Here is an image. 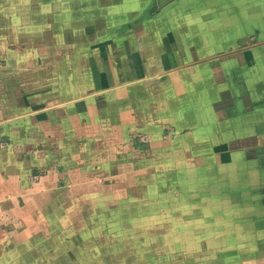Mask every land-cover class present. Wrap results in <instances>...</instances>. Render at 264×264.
Masks as SVG:
<instances>
[{"label":"rangeland","instance_id":"obj_1","mask_svg":"<svg viewBox=\"0 0 264 264\" xmlns=\"http://www.w3.org/2000/svg\"><path fill=\"white\" fill-rule=\"evenodd\" d=\"M164 2L0 0V264H264V174L230 178L259 157L256 134L241 139L248 107L226 79L264 76V34L239 48L216 33L200 50L193 28H235L233 18L216 4L219 16L186 18L178 33L172 15L187 3ZM143 10L169 48L181 43L151 54L158 67L142 45L154 29L126 30ZM178 72L186 93L158 88ZM192 89L210 106L195 120L179 98L193 104Z\"/></svg>","mask_w":264,"mask_h":264},{"label":"crops","instance_id":"obj_2","mask_svg":"<svg viewBox=\"0 0 264 264\" xmlns=\"http://www.w3.org/2000/svg\"><path fill=\"white\" fill-rule=\"evenodd\" d=\"M127 1L128 0H126V2ZM157 1H160V0H157ZM163 1H166L164 3H167V2L172 1V0H163ZM183 1H184V3H187L186 5H184V7L190 6L191 8L184 10V7L182 9H179L178 6L176 5L175 13L172 15V17H174L173 19L175 20V23H176V26H173V27L176 28L175 31H177L178 33H181V32L186 33L184 25L180 26V24H178V23L184 24V21H186L185 20L186 18H194V17L204 18L203 16H205L206 13H207V16L209 15L210 17L219 16L220 15L219 11H217L216 9L211 10V8L216 4L223 5L224 7L222 8V10H225L229 14V16H231V18H233L234 22L236 23L235 28L232 27V25H230L229 22L224 23L225 28H224V24L219 28H215L212 26L209 27L208 25H203L204 28L198 27V31H196V29L193 28L194 34H197L198 32H200V35H201V40H197L199 43H197L198 45L196 46L200 50L203 46L205 47V43H207V41L208 42L210 41L212 46H213V44L214 45L216 44V42L218 41L217 37L215 38L212 36V35H215L216 33L223 34L225 32H228L229 33V39L234 40L236 43H238L239 48H241L242 45H245L246 41L249 40V34H251V33H254V34L255 33H259V34L262 33V34H264V0H183ZM133 2H135V1H133ZM144 10L141 11L137 17V18H141L142 20L136 19V20H134L135 22H132L128 26L123 25V28L127 26L128 28L126 30L138 29L139 32H141L143 34H147L150 32L149 31L150 29H151V31L154 29L153 34L156 36L155 39H153V41H151V42H147L145 40L144 42H142V45H143V48H145V51L149 50L151 52L150 56H152V57L149 59H152L153 63L156 64V66H157V65H160L161 58L158 55L154 56L151 54L155 50L168 49L169 48V46H167L166 42H164V40L162 39L163 35H164L163 33L165 32L166 28L164 27L162 22H159V20H156L159 22L158 25L151 26V25L147 24L148 20L150 18H152L154 16V14H156V13L153 12L154 14L151 13V14L147 15ZM190 10H192V11L190 12ZM130 11H132V10H130ZM126 15L127 14H125V16ZM158 18L159 17H157V19ZM134 23H136V24H134ZM176 35H178V34H176ZM147 36L148 35H145L144 38L148 39ZM176 40H178L177 42H181L180 37L178 38V36H177ZM172 41H173V38L171 37L169 49L179 50V48H180V50H182L181 49L182 47L180 46L181 43L177 44L176 42L173 43ZM261 44H264V40H262V38H261V42L258 41V43H256L255 46H261V48H264V46H262ZM158 45H162V46L165 45V46H163L162 48H157ZM249 48H251V47H243L244 50H248ZM189 58L185 57V56H182L181 58L178 57V60L176 61L175 64L179 65V64H181V61L186 62V59H189ZM165 63H168V59H167V62L165 61ZM200 65H201V63H194L193 67L198 69ZM148 67H150V66H148ZM168 75H172V74L168 72V74L166 76H168ZM66 76H67L66 81L67 80L72 81V79H71L73 77L72 75L69 74ZM112 76L116 77V72L114 70L112 72ZM159 76L161 77L160 74H158V77ZM153 77L156 78L157 75L149 77V80L151 81V79ZM179 77H182V79H180ZM244 78H246V76H244V74L242 75L241 72L239 73V75H237V74L234 75V73H230L229 76L226 77V79H229V85H231L230 81H233L235 86H236V83H238L237 87L235 88V92H234V93L238 92V94L235 97L237 100L243 99L242 102H244L245 106L248 107L246 109V112H248L247 113L248 122L246 121L245 123H242V125H241L242 126L241 129H243V130H241V135H242L241 139H243L244 137H245V139H248L247 137H248V134L250 132H253L256 134L255 140H254V142H255L254 145L256 147H254L253 151L255 152L256 155L257 154L259 155L260 160H259L258 156L255 157V154H254V157L256 159H254V160L250 159L251 157L246 158L245 161H243V163L245 164L244 168H242V170H239L241 175L239 173L235 172L233 175L230 176V178L231 177L232 178L233 177L238 178V177L242 176L243 179H245L248 182H249V179L252 178V179H254L255 183H260L261 179L263 177V174H264V173H262L263 172V170H262L263 165L261 164V163H264V157H262L264 155V112H263L264 111V103L260 104L261 105L260 110H257L259 112H257V114L253 115L251 113V112H253L251 109H254V107L257 104H255V106H253L249 102L252 99L259 98L262 96H263L262 98L264 99V87L261 88V94H260V89H258V90L252 89L254 85H255V87L256 86L261 87V85L259 83L261 80H262V82L264 81V76L258 75V74L257 75H255V74L251 75V77H249V79H248L247 84H246V79L244 80ZM128 79H131V78H128ZM134 79H135V77H134ZM147 79L148 78L136 79L133 82H131L132 81L131 80L130 82H128L129 83L128 87L131 86L130 83H134L133 85H136V82L144 83L143 80H147ZM171 80L172 81L167 80L165 82L159 83L158 88L163 87V88L168 89L174 85V87H176L177 93L184 94V91L186 93L187 90H186V83L185 82L187 81V79L184 78L183 74L178 72L177 76L176 77L173 76V78ZM191 80H193V79H191ZM243 80H244V83H243ZM182 83L185 84L184 88L182 87ZM192 86L194 87V85H192ZM128 87H127V89H123L124 93L127 91L129 93ZM65 89L63 87L61 94L63 93V91ZM143 89H145V91H147V92L149 91L148 86L139 87V90L143 91ZM110 91L113 94V92H116L117 90L111 89ZM120 91L121 90L119 89V91H118L119 94H120ZM196 92H198V91H194L192 89V96L196 97V100L193 102V104H192L191 100L190 101L185 100V102H183L182 97H179L181 100L180 103L182 104V107H185L186 105H188L187 106L188 109L189 108L192 109V107H194L193 112H192L195 114V116L193 117L194 120L198 117V113L200 112L201 108H202L201 110L203 112H205V110L207 113L209 112V106H206V109L203 110V107L201 106V103H202L201 99H200V97L196 96ZM199 92H200V90H199ZM200 94L204 95V93H201V92H200ZM185 95H186V97L184 99H187L188 95L187 94H185ZM180 96H182V95H180ZM255 101H257V100H255ZM203 117H199L198 121H196V122L203 123ZM207 121H208V119H207ZM199 123L198 124L196 123V126H194L195 122L191 123L190 121L187 120V125L189 124V127L188 126L185 127L186 129L190 128V130H191L190 132H192V135L190 133V135H191L190 137L192 138V143L197 144V145H199V136H200L199 126H198ZM259 123L261 124V126L258 125ZM231 128L228 129L226 132H223V134L232 132ZM210 129H211V131L213 130L212 128H210ZM216 130H218V129H216ZM235 130H237V129L235 128ZM218 131H220V129ZM203 132H204V129H203ZM260 132H262V133H260ZM186 134H189V132ZM236 134H238V132ZM227 138H228V136L224 137V142L226 144L227 143L229 144ZM209 142H214L213 138ZM248 169H252V171H249Z\"/></svg>","mask_w":264,"mask_h":264},{"label":"bare ground","instance_id":"obj_3","mask_svg":"<svg viewBox=\"0 0 264 264\" xmlns=\"http://www.w3.org/2000/svg\"><path fill=\"white\" fill-rule=\"evenodd\" d=\"M76 91V90H75ZM205 106V105H204ZM210 107V106H209ZM205 108V107H204ZM200 109V108H199ZM202 109V108H201ZM206 109V108H205ZM208 111V110H207ZM210 111V110H209ZM207 113V112H206ZM211 113V112H210ZM209 115V114H208ZM211 115V114H210ZM200 116V115H199ZM213 116V115H212ZM216 117V116H215ZM217 118V117H216ZM202 119V118H201ZM215 119V118H214ZM204 120V119H203ZM64 207V206H63ZM56 209V208H55ZM51 210V209H50ZM49 210V211H50ZM59 210H62V209H59ZM59 212V211H58Z\"/></svg>","mask_w":264,"mask_h":264},{"label":"trees","instance_id":"obj_4","mask_svg":"<svg viewBox=\"0 0 264 264\" xmlns=\"http://www.w3.org/2000/svg\"><path fill=\"white\" fill-rule=\"evenodd\" d=\"M152 10H154V9H152Z\"/></svg>","mask_w":264,"mask_h":264}]
</instances>
